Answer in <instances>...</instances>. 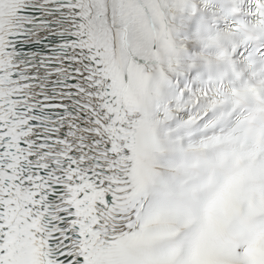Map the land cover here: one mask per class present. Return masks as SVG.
Returning <instances> with one entry per match:
<instances>
[{"label":"snow or ice","instance_id":"obj_1","mask_svg":"<svg viewBox=\"0 0 264 264\" xmlns=\"http://www.w3.org/2000/svg\"><path fill=\"white\" fill-rule=\"evenodd\" d=\"M23 4L0 0V264H264V0H41L31 76Z\"/></svg>","mask_w":264,"mask_h":264},{"label":"clouds","instance_id":"obj_2","mask_svg":"<svg viewBox=\"0 0 264 264\" xmlns=\"http://www.w3.org/2000/svg\"><path fill=\"white\" fill-rule=\"evenodd\" d=\"M261 243H264V232L257 231L254 235V244L250 253L256 261H259L261 258Z\"/></svg>","mask_w":264,"mask_h":264}]
</instances>
